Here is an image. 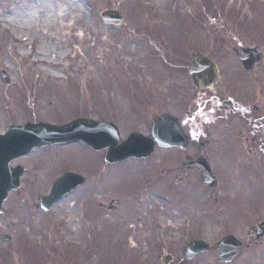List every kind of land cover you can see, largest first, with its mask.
Instances as JSON below:
<instances>
[{
    "label": "rangeland",
    "instance_id": "rangeland-1",
    "mask_svg": "<svg viewBox=\"0 0 264 264\" xmlns=\"http://www.w3.org/2000/svg\"><path fill=\"white\" fill-rule=\"evenodd\" d=\"M64 5L77 9V24L86 28L75 39L69 35L66 42H56L59 25L40 31L41 21L29 24L26 35L17 29L29 18L27 12L41 20L46 11L56 13ZM108 10L122 15L123 28L102 20ZM41 44L69 54L51 62L38 52ZM242 47L264 53V0H0V132L26 121L65 124L84 116L115 121L126 136L137 128L139 112L149 116L153 105L172 103L175 115L178 106L195 100L187 63L198 51L232 68L233 88L247 95L260 78L245 74L234 56V48ZM3 71L9 84L1 78ZM263 72L264 65L257 70ZM234 152L216 157L222 176L221 188L214 191L198 180L169 177L175 168L164 160L176 151L158 149L147 164L131 158L109 165L105 151L82 143L37 148L11 164L23 166L25 174L21 189L9 196L0 214V264H75L71 258L79 259L77 264H165L168 254V264H222L213 245L230 233L245 239L264 220V179L251 175ZM72 171L90 185L48 212L40 209L39 196ZM143 193L151 194L145 201L156 197L155 210L147 207L142 215L136 209L121 211L126 199L136 201ZM163 195L171 201L166 203ZM101 201L107 215L100 223L94 209ZM112 202L116 209H109ZM78 211L81 242L76 243L69 235L76 236L78 221L72 214ZM132 215L147 222L121 227ZM160 222L168 226L164 232ZM193 239L211 248L187 261L183 253ZM243 249L229 264H264V242Z\"/></svg>",
    "mask_w": 264,
    "mask_h": 264
},
{
    "label": "water",
    "instance_id": "water-1",
    "mask_svg": "<svg viewBox=\"0 0 264 264\" xmlns=\"http://www.w3.org/2000/svg\"><path fill=\"white\" fill-rule=\"evenodd\" d=\"M106 22L122 25V17L115 11L103 14ZM241 64L247 71L255 69L256 64L264 60L257 48L235 49ZM192 83L198 87L214 85L218 80V69L215 63L202 53H195L188 64ZM2 79L9 84L10 79L6 72L1 73ZM83 141L95 150H106V160L110 163L125 160L131 156L137 158L148 157L156 146L181 147L182 141H187L181 125L174 117L164 118L154 124L152 134L144 136L137 133L130 134L125 140L121 139L118 128L113 123L97 122L91 119H77L65 125L49 123H31L11 125L5 133H0V213L4 203L12 191L21 186V177L24 169L21 166L13 168L11 163L31 152L36 147L55 143H70ZM203 174V180L214 187L216 180L211 168L203 158L197 164ZM85 178L79 174L68 172L58 178L51 187L48 195L42 196V207L47 210L53 203L68 194ZM258 237L264 234V221L254 227ZM243 246V242L235 235H227L215 244L219 251L221 262H231ZM210 245L203 240H194L185 249L187 260L197 254L209 251Z\"/></svg>",
    "mask_w": 264,
    "mask_h": 264
},
{
    "label": "flooded vegetation",
    "instance_id": "flooded-vegetation-1",
    "mask_svg": "<svg viewBox=\"0 0 264 264\" xmlns=\"http://www.w3.org/2000/svg\"><path fill=\"white\" fill-rule=\"evenodd\" d=\"M224 50L226 51L225 48ZM233 54L236 56L234 51ZM217 65L219 79L216 84L200 89L195 88L197 90L195 100H192L193 98L191 97L184 102L186 105L181 103L184 106H178V113H175V115L173 114L172 103H166L164 106L160 104L158 105L160 108H156V105H153L154 114L149 116H147V113L141 115V112H139L140 116L138 118L136 117L138 125L137 128L133 130L144 135H149L155 122L166 116H174L181 125L187 141H182L181 147L159 148L161 150L167 149V151L171 153L172 151H176V153H173L174 155L172 154L173 156L171 159L164 160V164H168L175 168L174 174L171 170L169 171V177L172 179L174 175L180 178L181 182L186 181V183H189L187 181L193 180H195L193 182L196 183L198 180L203 186L214 191H218V189L221 188L220 182L219 187L215 189L206 185L203 182L202 172L197 167V164L200 162L201 158H205L213 174L219 181L222 175L218 169L216 157L229 150L232 152V149L236 154L239 152L251 175L257 179H264V72L257 73L258 68L263 66L264 62L257 64L252 72L248 73L245 71V74H249L250 77L257 75L260 78L259 84L257 83L256 86L252 85L248 87L250 91L247 92V95H242L233 88L232 68H223L219 62ZM155 96L156 95H154V97ZM152 100L153 99H151V101ZM129 132H132V130ZM157 150L158 148L156 151ZM149 160V158L140 159L138 162L147 164ZM158 164L161 166L162 162ZM87 185H90V180L86 178L85 183L74 190L70 196L82 191ZM226 186L228 185H225V187ZM97 188L98 187H95V189ZM144 195L146 194L143 193L140 197L137 196L136 201L133 198L132 200L126 199V201L122 203L121 211H123V209L124 211L129 210L132 214ZM163 197L166 196L163 195ZM146 198H148V196L145 197V199ZM103 204L104 203L101 201L94 209V216L97 217L96 222L101 223V217L107 215L103 212V208H101ZM114 204L115 203L112 202L109 209H116L117 207ZM121 215L124 217L126 213ZM73 217L75 221H80L78 216L74 215ZM127 220L128 218L122 222L121 227L124 225L127 226L129 223L133 226L136 225V223H133L134 221L126 223ZM112 223L117 222L113 221ZM243 241L245 247H251V245L255 243H263L264 234L262 237L258 238L256 233L249 231L247 238L243 239ZM71 259L75 264L80 261L76 258Z\"/></svg>",
    "mask_w": 264,
    "mask_h": 264
},
{
    "label": "bare ground",
    "instance_id": "bare-ground-1",
    "mask_svg": "<svg viewBox=\"0 0 264 264\" xmlns=\"http://www.w3.org/2000/svg\"><path fill=\"white\" fill-rule=\"evenodd\" d=\"M59 12L56 11V13L54 11H49L44 14L43 19L41 20H37L34 19V17L36 16V13L34 11H30L29 13L27 12V14L29 15L28 19L25 20L23 23L18 24L17 29H19V31H21L24 35H26L27 31H26V27L29 28V24L33 25V23H38L39 21H41V26L39 24L41 29L40 31H47L49 29H51L54 24H56L57 26L59 25V34L55 35V41H64L66 42V36H71L72 39L76 38V32L81 29L82 31H85L86 28L84 27H79L78 26V22H79V17L77 16V9L73 6V5H67V6H62L59 9ZM27 24V26H26ZM16 26V25H15ZM104 29V28H103ZM15 30V29H14ZM16 32V30H15ZM104 41L108 40V34L105 33V29L104 32L101 33ZM38 52L42 53L43 55H45L44 59H49L51 62L53 61H57V62H61L63 58H66L69 54L68 51L66 50H61L60 52L56 49H51L49 47H47V45L45 44H41V46L38 48ZM56 56V57H55ZM59 58V59H56ZM151 195L150 193H147L146 195H144L141 199L140 202L138 203L137 207H136V211L140 212L141 210H144L147 208V204L145 201V197ZM152 200L155 201L156 197L151 198ZM152 203V201L150 202ZM152 210L156 209V205H153ZM77 214H79L78 212H73L72 215L77 216ZM177 216H179V212L176 213ZM135 220H139L140 223H142L145 218L143 216H131L127 221H135ZM146 221V220H145ZM73 222V219L70 221V223ZM147 222V221H146ZM162 229L161 231L164 232L165 228H167L168 226L164 225L163 222H160ZM182 222H178L177 224H175L176 226H181ZM36 225H38V227L42 228V225L40 223H36ZM135 227V226H134ZM81 228L80 226V221H78V225L73 227L74 231H76L75 235L76 236H72V234H70V239H73V241H75L76 243L81 242L78 241L80 239L79 233H77V231ZM68 234L66 235V238ZM72 241V240H71Z\"/></svg>",
    "mask_w": 264,
    "mask_h": 264
}]
</instances>
